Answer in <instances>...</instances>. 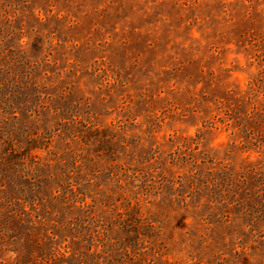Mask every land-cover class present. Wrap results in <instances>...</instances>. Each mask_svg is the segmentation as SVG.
<instances>
[{"label":"rangeland","instance_id":"rangeland-1","mask_svg":"<svg viewBox=\"0 0 264 264\" xmlns=\"http://www.w3.org/2000/svg\"><path fill=\"white\" fill-rule=\"evenodd\" d=\"M0 264H264V0H0Z\"/></svg>","mask_w":264,"mask_h":264}]
</instances>
